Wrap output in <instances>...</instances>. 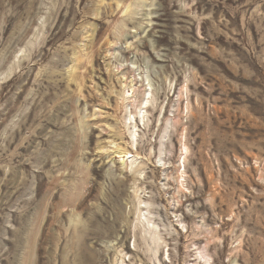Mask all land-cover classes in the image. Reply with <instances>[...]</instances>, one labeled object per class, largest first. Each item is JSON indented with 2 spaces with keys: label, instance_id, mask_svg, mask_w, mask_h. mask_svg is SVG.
Segmentation results:
<instances>
[{
  "label": "rangeland",
  "instance_id": "1",
  "mask_svg": "<svg viewBox=\"0 0 264 264\" xmlns=\"http://www.w3.org/2000/svg\"><path fill=\"white\" fill-rule=\"evenodd\" d=\"M0 264H264V0H0Z\"/></svg>",
  "mask_w": 264,
  "mask_h": 264
},
{
  "label": "bare ground",
  "instance_id": "2",
  "mask_svg": "<svg viewBox=\"0 0 264 264\" xmlns=\"http://www.w3.org/2000/svg\"><path fill=\"white\" fill-rule=\"evenodd\" d=\"M132 69V68H131ZM143 77V76H142ZM139 79V78H138ZM144 80V79H143ZM146 84V83H145ZM144 83H143V85H145ZM150 89V88H149ZM148 89V90H149ZM144 91V90H143ZM135 92V91H134ZM147 93H148V91H146ZM144 93V92H143ZM146 93V94H147ZM122 94H123V92H122ZM124 95H125V93H124ZM130 95V94H129ZM143 95H145V94H143ZM142 95V96H143ZM149 95V94H148ZM147 95V96H148ZM124 97V96H123ZM126 97H129L128 95L126 96ZM132 97H134V96H132ZM148 98V97H147ZM130 99V98H129ZM144 99V98H143ZM142 100V99H141ZM146 100V99H145ZM130 101V100H129ZM133 102V101H132ZM131 102V103H132ZM128 103V102H127ZM141 103V102H140ZM135 105H136V103H135ZM130 107V106H129ZM138 110L137 109H135V110H137L138 111V118L137 119H139V117L141 118L142 116V114L141 113H143V110L144 109H146V108H148V106H147V101H145V102H143V104H141L140 105V107H139V104H138ZM135 113V112H134ZM131 115V114H130ZM145 117V116H144ZM131 121V122H130ZM130 125L132 126V127H130V130H131V128H133L134 130H135V128L137 127V121H136V119H130ZM141 121V120H140ZM143 121V120H142ZM132 131L131 132V137H129L130 138V144H131V146L133 147H136V145H137V140L135 139V131ZM129 138H128V141H129ZM117 154H118V156L120 157V158H122L123 159V162L124 161H129L130 163H129V165H128V170H129V172L130 173H132V174H134V175H136L135 174V170H136V165H138V163L136 162L137 161V156H132V157H130L131 155L128 153V152H124L123 150H119L118 152H117ZM131 159L132 160H134V163H131ZM159 162V161H158ZM160 164V163H159ZM138 172V171H137ZM138 174V173H137ZM141 175V174H140ZM141 177V176H140ZM140 203H141V201H140ZM138 206H140V207H138ZM138 216H137V224H138V227L139 228H141L142 230H146V228H151L152 230H153V221H152V219L151 218H145L143 215H142V204L140 205V204H138ZM144 218V219H143ZM155 238H158V242L162 239L161 238V236H160V234H156L155 232H152V239H155ZM164 241H162V243H163ZM159 244V243H158ZM163 245H165V243H163ZM159 246H160V244L159 245H157V247H156V249L158 250V248H159ZM160 250V249H159Z\"/></svg>",
  "mask_w": 264,
  "mask_h": 264
}]
</instances>
